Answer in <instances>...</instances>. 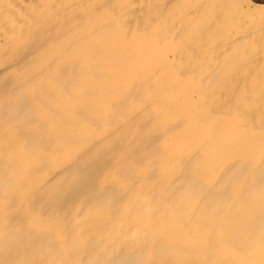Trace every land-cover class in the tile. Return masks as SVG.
<instances>
[{
	"label": "bare ground",
	"instance_id": "obj_1",
	"mask_svg": "<svg viewBox=\"0 0 264 264\" xmlns=\"http://www.w3.org/2000/svg\"><path fill=\"white\" fill-rule=\"evenodd\" d=\"M263 16L0 0V264H264Z\"/></svg>",
	"mask_w": 264,
	"mask_h": 264
},
{
	"label": "rangeland",
	"instance_id": "obj_2",
	"mask_svg": "<svg viewBox=\"0 0 264 264\" xmlns=\"http://www.w3.org/2000/svg\"><path fill=\"white\" fill-rule=\"evenodd\" d=\"M9 1H13V2H16V3H27L28 2V0H9ZM253 3H255V4H262V5H264V0H251ZM71 3V2H70ZM10 4V3H9ZM261 14H263V12L261 13ZM259 16H262V15H259ZM264 17V16H263ZM262 17V18H263ZM261 18V19H262ZM259 19V18H258ZM258 19L255 21L256 23L258 22ZM260 19V20H261ZM263 20V22H264V18L262 19ZM253 22V21H252ZM261 22V21H260ZM258 22L259 24H261L262 25V23L263 22Z\"/></svg>",
	"mask_w": 264,
	"mask_h": 264
}]
</instances>
